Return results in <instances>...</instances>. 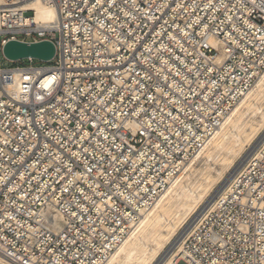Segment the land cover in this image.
<instances>
[{
  "label": "built area",
  "instance_id": "1",
  "mask_svg": "<svg viewBox=\"0 0 264 264\" xmlns=\"http://www.w3.org/2000/svg\"><path fill=\"white\" fill-rule=\"evenodd\" d=\"M12 39L55 55L6 65ZM263 72L264 0H0L1 253L103 263ZM227 179L180 264H264V136Z\"/></svg>",
  "mask_w": 264,
  "mask_h": 264
},
{
  "label": "bare ground",
  "instance_id": "2",
  "mask_svg": "<svg viewBox=\"0 0 264 264\" xmlns=\"http://www.w3.org/2000/svg\"><path fill=\"white\" fill-rule=\"evenodd\" d=\"M30 7L35 10L34 19L40 24H48L56 18L54 7L37 1L30 4ZM263 128L264 72L229 112L207 145L181 170L153 206L143 211L125 238L101 264H149L156 260L172 236L176 235L177 229L186 223L205 198L209 182L223 178L224 171L232 164L236 152L242 151L245 144ZM195 172L201 175V180L196 183L191 180V175ZM181 237L182 233L170 245L167 254L156 260V264H180L176 261V249ZM0 264L19 263L0 251Z\"/></svg>",
  "mask_w": 264,
  "mask_h": 264
},
{
  "label": "rangeland",
  "instance_id": "3",
  "mask_svg": "<svg viewBox=\"0 0 264 264\" xmlns=\"http://www.w3.org/2000/svg\"><path fill=\"white\" fill-rule=\"evenodd\" d=\"M27 14H31V12L30 13H27ZM3 60L6 63V65H13V64L18 63V62L8 61L5 58ZM20 62L21 63H24V64H28L29 63V60L28 59H25V60H22ZM34 63L35 64H44L43 62L38 61V60H34ZM263 136H264V128L263 129H260L259 132H258V134L255 135L253 137V139H251L250 141H248L245 144V147H244V149L242 151H237L236 152V156H235L234 160L236 158L237 159L239 158V159L238 160L236 159L235 161L233 160V162L230 165V167L228 169H226V171H224L225 173L223 175V178H221L219 180H215V182H213V183H210L209 182L208 189H207L208 192H207L205 198L201 201V203H199V205L197 206L194 214H192L185 221L186 223H184L181 227H179L177 229L176 235H173L172 236L173 238L170 240V242H168L165 245L164 249L159 253V256H157L156 260L159 259L161 256H165L167 254L166 252L171 248V246L174 244V242L177 241V239H178V237H180L181 233L183 234V231H185V229L188 227V225L191 222V219L205 207V205L209 202V200L211 198H213V196L216 194L217 190H219L221 188V186L224 184V182L226 181V178H228L230 176V174L233 172L232 169L235 170L236 168H238L243 163V161H244L243 159H245L250 154V152L254 149L255 145L258 143L259 139H261ZM191 180L196 183L199 180H201V175L195 172V173H193L191 175ZM156 260H154L153 262H151L149 264H156V263H158L157 262L158 260L157 261ZM176 260H177V257H176Z\"/></svg>",
  "mask_w": 264,
  "mask_h": 264
},
{
  "label": "water",
  "instance_id": "4",
  "mask_svg": "<svg viewBox=\"0 0 264 264\" xmlns=\"http://www.w3.org/2000/svg\"><path fill=\"white\" fill-rule=\"evenodd\" d=\"M3 55L6 60L11 62H20L25 59L48 62L55 55V45L48 40L23 42L12 39L4 45Z\"/></svg>",
  "mask_w": 264,
  "mask_h": 264
}]
</instances>
